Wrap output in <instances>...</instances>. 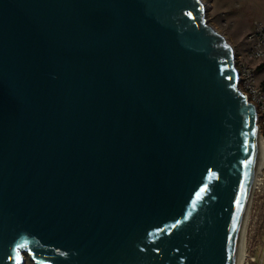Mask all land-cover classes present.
<instances>
[{
  "label": "water",
  "instance_id": "water-1",
  "mask_svg": "<svg viewBox=\"0 0 264 264\" xmlns=\"http://www.w3.org/2000/svg\"><path fill=\"white\" fill-rule=\"evenodd\" d=\"M205 10L0 0V264L236 263L258 126Z\"/></svg>",
  "mask_w": 264,
  "mask_h": 264
},
{
  "label": "rangeland",
  "instance_id": "rangeland-1",
  "mask_svg": "<svg viewBox=\"0 0 264 264\" xmlns=\"http://www.w3.org/2000/svg\"><path fill=\"white\" fill-rule=\"evenodd\" d=\"M202 1L208 24L225 36L235 53L243 52L248 45V36L259 26L264 27V0ZM258 71L264 84V67ZM25 256V264H36L29 254ZM237 259L242 264H264V167L255 175L238 242Z\"/></svg>",
  "mask_w": 264,
  "mask_h": 264
},
{
  "label": "built area",
  "instance_id": "built-area-1",
  "mask_svg": "<svg viewBox=\"0 0 264 264\" xmlns=\"http://www.w3.org/2000/svg\"><path fill=\"white\" fill-rule=\"evenodd\" d=\"M247 48L235 53L238 86L254 105L257 126L264 140V84L259 79V68L264 67V27L259 26L247 38Z\"/></svg>",
  "mask_w": 264,
  "mask_h": 264
},
{
  "label": "bare ground",
  "instance_id": "bare-ground-1",
  "mask_svg": "<svg viewBox=\"0 0 264 264\" xmlns=\"http://www.w3.org/2000/svg\"><path fill=\"white\" fill-rule=\"evenodd\" d=\"M257 139H258V151H259V157H258V162H257V168L256 171L259 172L263 167H264V140L260 136L259 131L257 134ZM256 172V173H257ZM249 204V202H248ZM248 207V205H247ZM247 209V208H246ZM246 213V212H245ZM244 220V219H243ZM242 226H243V221L240 225L239 231H238V242L241 237V232H242ZM243 253V252H242ZM240 258V257H239ZM235 264H242L241 260L237 259Z\"/></svg>",
  "mask_w": 264,
  "mask_h": 264
},
{
  "label": "snow or ice",
  "instance_id": "snow-or-ice-1",
  "mask_svg": "<svg viewBox=\"0 0 264 264\" xmlns=\"http://www.w3.org/2000/svg\"><path fill=\"white\" fill-rule=\"evenodd\" d=\"M237 203H239V201H237Z\"/></svg>",
  "mask_w": 264,
  "mask_h": 264
}]
</instances>
